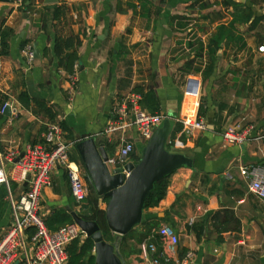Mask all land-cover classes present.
I'll use <instances>...</instances> for the list:
<instances>
[{
    "label": "crops",
    "instance_id": "0c3cea01",
    "mask_svg": "<svg viewBox=\"0 0 264 264\" xmlns=\"http://www.w3.org/2000/svg\"><path fill=\"white\" fill-rule=\"evenodd\" d=\"M33 1L42 12L40 19L35 12L31 18H23L15 0H0V19L14 9L6 25L15 32L9 54L0 56V92L8 99L0 108V150L5 168L9 172L29 147L43 141L41 123L16 99L25 91L53 104L64 122L70 160L81 172L89 202L84 208L75 205L64 168L55 166L40 192L38 213L44 222L55 214L73 222L71 213L94 221L105 242L116 245L125 264H154L155 260L176 264L188 252L193 253L189 264H264V201L248 191L247 180L239 171L244 165L264 164V50H259L264 47V0H151L145 9L138 0H57L54 4L64 2L70 7V30L79 39L74 85L58 68L53 54L52 10L44 6L54 4ZM248 14L251 19L245 21ZM177 16L204 22L207 32L198 33L203 40L218 25L236 19L243 48L222 44L206 79L200 73L186 75L182 67L193 57L186 48L191 29H177V21H173ZM27 44L34 53L30 63L22 52ZM148 90L155 92L157 113L163 120L146 141L138 139L134 130L125 132V138L134 143L130 163H140L143 149L166 121L164 146L182 152L190 163L166 175V193L158 206L144 207L140 222L127 234L118 235L107 226L108 198L97 194L86 177V168L99 159L100 147L108 156L118 148L122 134L105 132L113 105L129 94L138 95L141 103V94ZM184 117L202 119L206 129L186 135L178 122ZM232 125L246 132L243 143L223 140L222 132ZM89 139L93 144L84 153L90 158L87 163L78 145ZM107 169L112 174L115 168ZM25 182H14L12 193L26 189ZM6 196L0 185V201L6 203L0 217V238L11 224ZM165 225L178 236L172 248L157 233ZM61 226L54 222L55 229L49 230ZM73 244L66 246L65 264H70L68 250ZM90 244L91 249H86ZM82 248L85 252L80 262L89 264L93 257L95 264L94 243L86 235L75 243L76 252Z\"/></svg>",
    "mask_w": 264,
    "mask_h": 264
},
{
    "label": "built area",
    "instance_id": "2783aa9c",
    "mask_svg": "<svg viewBox=\"0 0 264 264\" xmlns=\"http://www.w3.org/2000/svg\"><path fill=\"white\" fill-rule=\"evenodd\" d=\"M21 5L22 0H15V8ZM259 50L263 51L264 47ZM22 52L27 62H32L34 53L31 45L23 46ZM77 67L75 64L74 72ZM68 79L74 85L75 73L69 75ZM162 120L160 113H151L141 105L138 95L129 94L115 103L105 132H120L122 136L114 155L108 156L105 164L123 170L130 163V156L134 151V143L125 138V132L134 130L138 139L146 141ZM178 122L188 136L197 130L206 129L205 122L200 118L184 117L178 119ZM44 125L43 141L29 147L9 172L0 150V185L7 188L6 199L11 214V224L0 238V264H65L66 246L85 235L74 221L56 230H49L38 213L41 189L48 184L50 172L55 166L64 168L75 205L81 208L88 200V189L79 168L70 160V144L64 139L61 126L57 122H46ZM221 136L227 143L241 144L246 139V132L239 131L237 125H232ZM239 171L247 180L248 191L264 201V164L244 165L239 167ZM10 181L18 184L27 181L28 187L13 194L9 187ZM157 233L171 248L178 242V236L169 226L160 227ZM192 257L193 253L188 252L176 264H189ZM154 264L164 263L155 260Z\"/></svg>",
    "mask_w": 264,
    "mask_h": 264
},
{
    "label": "trees",
    "instance_id": "16d2710c",
    "mask_svg": "<svg viewBox=\"0 0 264 264\" xmlns=\"http://www.w3.org/2000/svg\"><path fill=\"white\" fill-rule=\"evenodd\" d=\"M139 6L142 9L150 6L151 0H138ZM27 3V4H26ZM45 10L50 8L52 10V20L51 25L54 30V43H53V54L58 61V68H60L64 73L68 75L74 74V66L79 63V53L78 45L79 39L76 35L72 34L70 30V25L73 22L70 7L64 3L59 2L52 6H44ZM136 9L135 6L133 7ZM18 12H25L29 18L35 12L42 18V12L36 8L33 0H22V5L16 9ZM14 11L11 8L1 19H0V56L4 57L9 54V42L14 35V30L6 25V20L8 16ZM41 12V13H40ZM251 15L245 16V21H249ZM42 20V19H41ZM177 21V29L184 31L185 29H191L187 34L186 48H188L193 57L188 59L185 66L182 67V71L188 74H198L200 73L203 79H206L213 71L215 67V62L217 60V52L224 44L225 48L230 46H237L238 49H242L244 45L243 37L238 33L237 27L235 25V20L228 24H221L215 27L208 35L205 40L199 36L198 33H206L207 27L204 22L200 19H194L187 16H177L173 18V21ZM254 19L253 21H255ZM25 41H22V45ZM48 54V50H45L44 55ZM190 55V54H189ZM141 103L145 109L151 113H157L159 111L158 99L153 90H148L146 94H141ZM17 101L22 105L23 108L30 111L37 120L41 123L40 130L43 133L45 131L46 122H57L62 129L65 128L64 122L59 119V115L54 105L45 99L33 98L27 92H20L16 96ZM8 101L7 96L0 92V108ZM133 155V153H132ZM168 184V176H165L155 182L153 188L148 192L144 207H156L163 199L166 193V188ZM9 187L11 190L15 189V183L9 182ZM4 194H7L6 186L3 185ZM87 203L81 208L87 207ZM6 203L0 201V217L5 209ZM59 218V219H57ZM54 222L67 224L72 222L70 217L55 214L51 218L45 220V225L48 229H55L52 227ZM194 230L199 233V231L194 228ZM201 230V229H200ZM74 242L71 249H69L70 264H82L80 261L84 256L85 249L82 248L79 252L75 251ZM92 245L86 246V249H91ZM89 264H94L93 257L90 258Z\"/></svg>",
    "mask_w": 264,
    "mask_h": 264
},
{
    "label": "water",
    "instance_id": "95a60500",
    "mask_svg": "<svg viewBox=\"0 0 264 264\" xmlns=\"http://www.w3.org/2000/svg\"><path fill=\"white\" fill-rule=\"evenodd\" d=\"M1 1L14 2V0ZM56 2L57 0H44L45 4ZM22 17L27 18V14L23 12ZM22 35L23 33L20 34V36ZM9 111V107H6L5 114L8 115ZM167 133L168 121L165 122L162 130H157L154 133L143 149L139 164L127 163L123 170L115 168L110 174L104 163L108 159V154L100 147L99 159L87 166L86 177L91 180L95 191L108 198L106 222L108 228L115 234L125 235L140 222L146 196L156 181L170 174L179 165L190 163V160L185 158L182 152L177 153L166 149L164 145ZM90 143L93 144L91 139L78 145L83 160L87 163L90 158H86L84 153ZM71 216L86 237L94 243L95 264H125L116 252V245L105 242L101 230L94 221L83 220L75 213H71Z\"/></svg>",
    "mask_w": 264,
    "mask_h": 264
},
{
    "label": "rangeland",
    "instance_id": "374dc122",
    "mask_svg": "<svg viewBox=\"0 0 264 264\" xmlns=\"http://www.w3.org/2000/svg\"><path fill=\"white\" fill-rule=\"evenodd\" d=\"M111 156L114 155V153L110 154Z\"/></svg>",
    "mask_w": 264,
    "mask_h": 264
}]
</instances>
